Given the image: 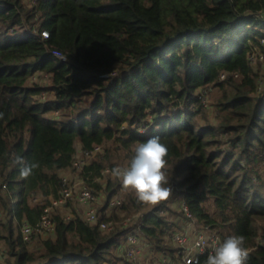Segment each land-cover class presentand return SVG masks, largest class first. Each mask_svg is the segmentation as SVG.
<instances>
[{"label": "trees", "instance_id": "1", "mask_svg": "<svg viewBox=\"0 0 264 264\" xmlns=\"http://www.w3.org/2000/svg\"><path fill=\"white\" fill-rule=\"evenodd\" d=\"M263 12L264 0H0V242L10 255L6 263L132 264L121 238L135 223L103 232L77 209L68 220L57 209L55 233L34 247L20 225L25 219L36 224L50 196L59 195V171L72 168L78 143L111 142L134 156L139 143L159 136L169 149L171 198L152 206L131 192L109 217L123 220L140 211L142 234L172 252L163 239L183 227L172 218L171 204L180 195L203 227L224 239L244 237L246 264H264V75L250 59L264 52ZM37 74L49 76V87L34 80ZM214 88L220 92L216 124L199 92ZM47 91L53 98L44 100ZM87 97L92 101L83 107ZM69 108L78 112L66 120L61 115ZM109 150L86 166L92 177L117 165L106 162ZM17 156L39 164L27 179L19 175ZM121 186L110 177L104 189L112 196ZM39 194L44 199L35 201Z\"/></svg>", "mask_w": 264, "mask_h": 264}, {"label": "built area", "instance_id": "2", "mask_svg": "<svg viewBox=\"0 0 264 264\" xmlns=\"http://www.w3.org/2000/svg\"><path fill=\"white\" fill-rule=\"evenodd\" d=\"M261 17L262 22H264V12ZM41 33L43 37L49 36L48 30H43ZM262 33L260 43L264 44V30H262ZM255 52H259L258 54L263 59L262 51ZM255 52L250 54L251 60L254 59ZM53 54L63 61L68 60V57L59 50H55ZM226 76L227 73L221 75L222 78ZM235 76L237 77L238 73ZM54 114L58 115V111H55ZM103 153L104 146L102 144H96L91 148H85L80 143L77 144L72 168L76 169L78 174L69 172L68 170L71 168L59 171L62 179V189L59 195L50 197L49 203L45 206L36 224H32L25 219L20 225L21 234L26 242L42 240L52 236L56 230L55 210L60 209L63 212L67 209L68 211L63 212V214L66 220L70 219L73 216L72 201H76L84 207V211H82L84 220L92 226H97L103 232H111L118 227H129L135 223V227L121 238L122 253L132 264H189V261H191V264H198L203 257L207 258L215 243L224 240L219 232L198 224L197 217L183 198L180 206V210L183 212V227L167 232L163 239L164 244L174 249L172 252L164 248H156L142 234L140 229L142 223L139 222L142 216L141 212L132 213L123 220L110 218L109 215L113 209H123L124 196L121 193L108 196L107 194L103 195V192H97L94 185L97 181L102 180V176L92 177L90 173L86 172V166L90 165L98 155ZM111 169L110 167L105 169L102 174L103 177L105 173L110 175ZM104 186L100 190L104 191ZM34 200L37 201L36 198ZM0 264L7 263L0 257Z\"/></svg>", "mask_w": 264, "mask_h": 264}, {"label": "clouds", "instance_id": "3", "mask_svg": "<svg viewBox=\"0 0 264 264\" xmlns=\"http://www.w3.org/2000/svg\"><path fill=\"white\" fill-rule=\"evenodd\" d=\"M168 155V146L161 138L150 137L136 146L127 167H114L110 175L118 179L124 189L134 193L138 202L155 206L167 201L173 194L167 174ZM16 163L21 166L19 175L22 179H27L39 167L38 163H26L19 156ZM249 255V250L244 246V237L233 234L214 244L205 264H246Z\"/></svg>", "mask_w": 264, "mask_h": 264}, {"label": "rangeland", "instance_id": "4", "mask_svg": "<svg viewBox=\"0 0 264 264\" xmlns=\"http://www.w3.org/2000/svg\"><path fill=\"white\" fill-rule=\"evenodd\" d=\"M26 1H27V3L32 4L34 0H26ZM262 30H264V28H262ZM258 53L259 52H255L254 59H252V64H253L254 68L256 69V71L259 73V75L263 76L264 75V52H261V53H263V59H261V57ZM34 80L43 86L49 87V85H50L49 76L44 75V74L35 75ZM199 92L201 94L204 93V96H202V99H203L205 107L207 108V111H208L209 121L216 124V107H215L214 103H215V99L218 97L220 92L218 91L217 88H214L212 90V92H208V93H206L207 91H205V90H199ZM42 97L44 100L49 99V98H53V93L51 91H47ZM86 99L88 102H86L83 105V107L88 106L92 101V97H87ZM77 112H78V110L76 108H74V109L69 108V109L65 110V114H62L61 117H63L66 120L73 119L74 116L77 114ZM60 114L61 113H59V115ZM106 145L104 147H109V149H110L108 151V155L106 157V162L108 163V165H109V163H116L117 165H121L124 167L129 165V161L133 157V155L130 154L129 150L124 149L122 147L117 148V146L120 147V145L112 144L111 142H109ZM68 171L72 172L73 174H78V171L76 169H73V168L69 169ZM110 177H112V176L105 173V176L101 178L102 180L101 181L99 180L96 182V185H94V186H95V189L97 190V192L98 191L103 192V195L107 194L105 189H104V191H102V190H100V187H102L104 185V183L106 181H108V179H110ZM169 179H170L169 182H171L172 178L170 176H169ZM98 184L100 186H98ZM119 190L120 191L118 193H121L124 196V198L126 197V195L128 193H131L129 190L124 189L123 186H121V188ZM179 190H181V189L180 188L177 189L176 192L178 193ZM99 196H102V195H99ZM36 199H37V201H40V200L44 199V197L41 194H39L36 196ZM99 199H100V197H99ZM181 199L182 198H180V195H178L174 198V201L171 204L172 208L174 210H176V212H175L176 216L175 217L173 216L172 218L173 219L175 218L176 220L178 219L177 222L181 221L182 217H183L182 214L178 215L179 214L178 211L180 210V206H181ZM205 205L208 206L210 209H212L214 207L213 200L211 198H208L205 202ZM80 206L82 207V205H80L76 201H72L71 208L77 209L78 211H80L82 213V211H84V209L81 208ZM67 211H68L67 209L63 210V212H65V213ZM211 211H213V209ZM112 212H113V210L111 211V213ZM119 212H120V210H119ZM119 212H117V214H121ZM139 213H140V211H139ZM40 242H41L40 240L31 241V242H29L30 247H34L35 245L39 244ZM5 251H7V245L4 241H1L0 242V257L6 261V257H8L10 255H9V253L7 254Z\"/></svg>", "mask_w": 264, "mask_h": 264}, {"label": "bare ground", "instance_id": "5", "mask_svg": "<svg viewBox=\"0 0 264 264\" xmlns=\"http://www.w3.org/2000/svg\"><path fill=\"white\" fill-rule=\"evenodd\" d=\"M103 145V144H102ZM116 167V166H115ZM95 185H96V183H95ZM183 220V219H182ZM199 224V223H198ZM200 225V224H199ZM202 226V225H201ZM23 237V236H22Z\"/></svg>", "mask_w": 264, "mask_h": 264}, {"label": "crops", "instance_id": "6", "mask_svg": "<svg viewBox=\"0 0 264 264\" xmlns=\"http://www.w3.org/2000/svg\"><path fill=\"white\" fill-rule=\"evenodd\" d=\"M81 207V206H80ZM81 208H83L84 209V207H81ZM80 212V211H79Z\"/></svg>", "mask_w": 264, "mask_h": 264}]
</instances>
